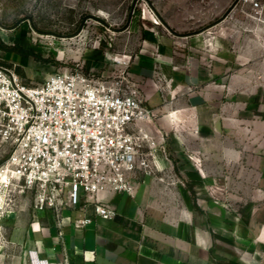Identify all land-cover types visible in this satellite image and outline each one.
Returning a JSON list of instances; mask_svg holds the SVG:
<instances>
[{
	"label": "crops",
	"instance_id": "1",
	"mask_svg": "<svg viewBox=\"0 0 264 264\" xmlns=\"http://www.w3.org/2000/svg\"><path fill=\"white\" fill-rule=\"evenodd\" d=\"M133 59L130 73L178 171L159 155L153 176L137 173L132 196L101 195L117 211L112 220L97 217L91 204L64 208L62 237L51 214L32 210L31 194L20 197L2 221L0 264H264L259 36L228 32L207 40L199 33L178 41L152 27ZM225 185L249 197L242 205L219 200ZM85 216L92 223L75 228Z\"/></svg>",
	"mask_w": 264,
	"mask_h": 264
},
{
	"label": "built area",
	"instance_id": "2",
	"mask_svg": "<svg viewBox=\"0 0 264 264\" xmlns=\"http://www.w3.org/2000/svg\"><path fill=\"white\" fill-rule=\"evenodd\" d=\"M160 23L153 17L154 26ZM214 26L220 36L258 35L264 51V0H234ZM133 60L116 59L117 71L106 80L73 68L33 85L0 64V148H7L0 164V230L27 194L34 212L52 215L60 237L64 208L91 204L97 217L112 220L117 211L99 197L132 196L138 172L154 175L164 136L148 127L156 112L130 73ZM92 221L85 216L73 224L84 229Z\"/></svg>",
	"mask_w": 264,
	"mask_h": 264
},
{
	"label": "rangeland",
	"instance_id": "3",
	"mask_svg": "<svg viewBox=\"0 0 264 264\" xmlns=\"http://www.w3.org/2000/svg\"><path fill=\"white\" fill-rule=\"evenodd\" d=\"M233 1L0 0V64L15 69L29 85L73 68L106 80L117 71L116 59L135 57L145 29L156 27L178 41L186 34L199 33L210 40L218 36L214 23ZM156 15L161 20L159 26L152 24ZM156 119L150 124L154 131L160 128ZM176 129L181 136L184 130ZM6 152L7 148H0V164ZM161 156L169 163L168 169H178L166 146ZM193 158L195 164H201L196 155ZM220 188L222 201L242 205L249 197L244 192L229 193L226 185ZM2 221L0 244L4 246L7 241Z\"/></svg>",
	"mask_w": 264,
	"mask_h": 264
}]
</instances>
